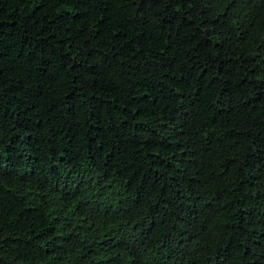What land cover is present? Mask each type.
<instances>
[{"label":"trees","instance_id":"1","mask_svg":"<svg viewBox=\"0 0 264 264\" xmlns=\"http://www.w3.org/2000/svg\"><path fill=\"white\" fill-rule=\"evenodd\" d=\"M0 264H264V0H0Z\"/></svg>","mask_w":264,"mask_h":264}]
</instances>
